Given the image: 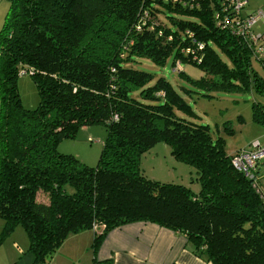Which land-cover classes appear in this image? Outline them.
I'll list each match as a JSON object with an SVG mask.
<instances>
[{
	"label": "trees",
	"instance_id": "trees-1",
	"mask_svg": "<svg viewBox=\"0 0 264 264\" xmlns=\"http://www.w3.org/2000/svg\"><path fill=\"white\" fill-rule=\"evenodd\" d=\"M224 1L9 0L0 28L1 236L21 224L30 264H46L68 235L91 229L92 264H113L96 258L98 248L108 232L132 222L182 234L193 254L211 264H264V159L254 179L234 169L235 152L226 154L208 126L174 116L173 107L186 104L163 78L142 90L162 103L129 96L151 78L130 63L163 64L170 55L173 63L201 67L199 87L264 96L252 46L217 25ZM198 44L195 62L182 50ZM21 72L36 85L34 109L22 106ZM252 115L264 125V105L253 103ZM96 123L106 129L96 166L57 151L60 140ZM158 142L195 170L198 193L141 172L140 157Z\"/></svg>",
	"mask_w": 264,
	"mask_h": 264
},
{
	"label": "rangeland",
	"instance_id": "rangeland-1",
	"mask_svg": "<svg viewBox=\"0 0 264 264\" xmlns=\"http://www.w3.org/2000/svg\"><path fill=\"white\" fill-rule=\"evenodd\" d=\"M165 15H168V13H165ZM164 16H161V18L167 23ZM260 23L264 24V22L259 21L257 25ZM214 48L218 51L222 60L230 64L226 54L215 46ZM173 60V56L170 55L163 64H158L149 58H137L132 61L130 63L132 68L149 73L151 78L143 87L131 89L129 96L145 104L162 103L161 98L154 99L144 96L142 90L153 86L157 79L163 78L182 97L186 104L185 107L174 106L172 109L174 116L187 123L208 126L213 139L220 137L223 141L226 154H232L241 149L248 150L252 147V143L256 141L264 146V125L254 121L252 115V104L261 103L264 105V96L258 95L253 89L225 90L199 87L195 81L205 75L201 67L189 62H181L180 64L179 61H176L173 63ZM177 65H180L183 73L180 74L175 69ZM252 65L253 69L264 78V68L255 60H253ZM213 80L220 81L217 77H214ZM16 84L22 106L25 109L36 108L39 95L31 76L29 74L19 75ZM105 137L106 129L101 123L92 124L86 128L81 127L73 138L60 140L57 151L73 155L87 166L94 167L98 162ZM139 163L141 172L152 181L180 184L194 193H198L200 190V183L196 179L195 170L183 161L176 160L171 155L170 148L163 142L156 143L145 152L140 157ZM38 199L41 200L42 198L39 197ZM3 226L4 220L0 217V237H2ZM88 233L94 234L93 231H83L68 235L60 248L54 253H57L56 255L61 259L57 264L62 262L67 249L78 241L80 242L81 253L89 255L85 252V249L92 243V237ZM28 247V235L23 226L17 224L8 235L2 237L0 242V264H30L32 255L28 251ZM46 264H50V257L47 259ZM87 264H89V259Z\"/></svg>",
	"mask_w": 264,
	"mask_h": 264
},
{
	"label": "crops",
	"instance_id": "crops-1",
	"mask_svg": "<svg viewBox=\"0 0 264 264\" xmlns=\"http://www.w3.org/2000/svg\"><path fill=\"white\" fill-rule=\"evenodd\" d=\"M8 7L9 0H0V28ZM259 7H264V0H247L244 13L250 14ZM252 28L262 35L261 42L264 44V24L256 23ZM41 200L45 202L47 199L44 196ZM88 234L93 240L94 234ZM89 247L85 249L89 255L81 253L78 241L67 249L60 264H87L88 259L92 264ZM56 254L50 259V264L60 262ZM96 258L111 259L113 264H211L193 254L185 236L151 222H132L112 229L98 248Z\"/></svg>",
	"mask_w": 264,
	"mask_h": 264
},
{
	"label": "built area",
	"instance_id": "built-area-1",
	"mask_svg": "<svg viewBox=\"0 0 264 264\" xmlns=\"http://www.w3.org/2000/svg\"><path fill=\"white\" fill-rule=\"evenodd\" d=\"M246 3L247 0H225L222 9L224 17L221 18L219 13H217V25L222 28H231L235 35L246 39L253 48L254 60L264 68V44L261 42L262 35L255 33L252 28L257 22H264V7H259L254 12L245 14L243 11ZM226 12L229 14H226ZM202 48L203 45L198 44L197 49L186 48L182 52L185 55H189L192 60L200 62L201 57L198 55L197 50L200 51ZM175 69L181 70L180 65H177ZM24 73L21 72V74ZM159 95H163V93L160 92ZM261 159H264V146H261L256 141L252 143L250 149L236 151L232 156L231 164L234 169L242 172L247 178L254 179L255 166Z\"/></svg>",
	"mask_w": 264,
	"mask_h": 264
}]
</instances>
